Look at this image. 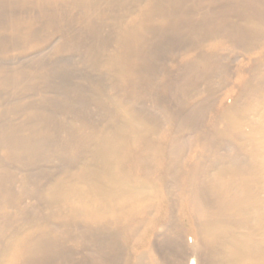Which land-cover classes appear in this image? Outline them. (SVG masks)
I'll use <instances>...</instances> for the list:
<instances>
[{"label":"bare ground","instance_id":"obj_1","mask_svg":"<svg viewBox=\"0 0 264 264\" xmlns=\"http://www.w3.org/2000/svg\"><path fill=\"white\" fill-rule=\"evenodd\" d=\"M196 1L0 0V61H17L18 59L38 54L51 46V42L55 41L61 30L64 31L60 25L56 28H53L52 25L51 31L53 30V34L47 40L36 39L34 38V27L31 24L32 19L29 20V23L27 21L24 22L18 18L10 17L4 11V8L10 4H20V6L25 7L35 4V6L38 5L39 8L43 9L44 12H49L50 10L56 14L66 12L64 14L69 17V21L78 13V20L81 25L89 28L90 32H96L97 35L100 34L104 37L101 38L100 45L87 55V64L90 70L99 74V77L101 76L94 84L92 83L94 86L92 87L96 96L94 99L95 103L104 111L103 116L105 117H103V123L99 126H88L85 124L86 122H78L74 123L72 128V123L70 127L73 130L72 135L75 137L73 141L74 147L65 152L67 156L76 160V164L74 162L76 166L70 169L67 167L68 169L66 168L67 170L64 174L58 175L53 181L45 183L47 185H43L42 189L35 190L37 214L32 219L19 224L15 223L16 217L12 215V220L8 218L9 221H5L6 226L10 227L11 224L13 226L1 242L0 264H22L25 258L30 255L31 257L34 256L32 253L34 250L36 251L37 245H39V241L42 238L52 239V223L54 225L58 224L65 233L76 236L78 240L80 239V242L84 241V239H97L98 235L119 237L120 245L123 248V251H121L123 252L121 254L124 259L123 264H164L160 260L159 251L153 244L154 241L148 238V235L152 234L153 230L156 228L161 229V227L165 228L169 224L167 223L168 221L164 222L166 215L170 213L164 207L168 202L165 190L169 189V187L166 186L167 188L164 189L163 182L159 179L161 176L164 177V175H175L178 173V169L176 170L175 168L187 165L183 161L182 164L179 163L181 147L184 145H180L179 138L172 133L171 128L160 129L159 125L156 126L148 119V116L142 115L140 111L144 107L140 110L139 105L137 108L140 111L135 108L137 103L134 107L133 102L137 95L136 89L141 77L138 75L140 71L137 74L136 69L137 66L140 68L139 65H141H137L139 50L142 45L145 46L144 44L150 38V35L156 30L160 31L163 26L176 24L178 19L175 18L176 13L182 11L181 9L183 8L188 9L189 6L191 7L190 3L192 4ZM206 2H212V0H206ZM244 2L246 3L239 4L240 6H236L237 8L235 9L236 12L244 15L241 32L245 33L246 43L244 44L245 46H240L242 47L241 54L249 58L248 62L254 61L257 63H255L256 66L252 67L253 74H249L247 77L244 75V69H239V72H237L239 78L238 86L240 88L238 98H234L230 103L224 100L225 96L220 98L221 105L215 117L214 127H212V139L215 138V140L219 141V144L223 145L222 149L230 147L234 153L227 156L221 154L219 150H217L218 153L212 152V163L210 164L212 169L206 171L202 168L204 165L202 159H209L210 155L206 154V152H201V155H192L191 161L193 163L192 165L190 164L191 169L184 168L187 174L185 182L188 191L186 194H188L189 200L187 203L190 204V211L193 217L188 228L182 224L169 226V228H172L170 230H174L177 235V245H185L186 247L184 257L179 264H264V16L261 13L264 10V4L259 0H244ZM252 10L259 16L254 15ZM194 19H197V17L192 20ZM232 27L234 26L232 25ZM202 28L204 29V27ZM180 29L182 28L180 27ZM173 32L175 33L174 30ZM213 38L215 37L213 36ZM212 44L215 48L223 45L220 40L211 42V47ZM144 50L146 52V49ZM255 52L258 53V57L252 59L251 55ZM180 58L182 57L180 56ZM184 59L188 66L187 69L204 74L205 70H208L207 64L211 57L210 53L202 56L197 55L196 52H190L186 53ZM186 74L183 76H186ZM17 76L19 75L17 74ZM17 76L15 75L16 78H13L14 76H10L7 72L0 70V87L16 84L19 80L18 78H20V76ZM143 76L145 75L143 74ZM170 77L168 80L171 79ZM145 78L143 79L144 81ZM149 79L152 80L150 77ZM228 85V83H225L223 88L227 90ZM164 87L168 86L165 85ZM173 91L175 92V89ZM157 98L160 97L158 96ZM177 101L175 102L176 104ZM188 101L190 103V100ZM161 102L165 103L162 100ZM154 105L156 106V104ZM160 109L162 111V108ZM166 116L165 118H167ZM174 116L173 118H175ZM80 120L85 121L83 118ZM14 131L12 132L14 133ZM180 131L182 132V130ZM8 138L10 139V137ZM21 139L13 140L16 143ZM1 145L3 149H6V156L9 158L13 157V149L15 148L13 143L11 145H5V143ZM203 148L204 151L210 150L207 145H204ZM57 157L59 158V156ZM199 175L203 177V188L209 192L208 204L203 203L202 197L198 192L199 187L196 176L199 177ZM179 195L181 196L182 194ZM34 196L33 198H35ZM178 198L182 199V197ZM162 219L163 221H161ZM169 221L171 220L169 219ZM122 241H125V243L122 244ZM130 241H132L131 244H129ZM112 247L106 248L112 250ZM89 254H91V251ZM32 263L34 264L33 261Z\"/></svg>","mask_w":264,"mask_h":264},{"label":"rangeland","instance_id":"obj_2","mask_svg":"<svg viewBox=\"0 0 264 264\" xmlns=\"http://www.w3.org/2000/svg\"><path fill=\"white\" fill-rule=\"evenodd\" d=\"M202 1L203 0H197L192 4L190 3L191 7L189 6L188 9L183 8L184 10L181 9L182 11H178L177 13H179L180 15L178 14V16H176L177 13L175 15V18H178L177 23L174 25L163 26L160 28V31L156 30L155 32H153L150 35V38L147 39L148 41L146 40L144 44L145 46L142 45V49L140 48L138 54L139 62L137 61V65H141H139L140 68L137 66L136 70L137 74L140 71V74L142 75L138 74L139 76H141V80L139 79L140 83H138L139 85L136 89L137 95L135 97L136 99H134L133 105L135 107V104L137 103V106L135 108L138 111H140L141 108L144 107L142 109L143 111H140L142 115H144L145 117L148 116V119H150V121L156 126L159 125L158 127L160 129L171 128L170 130L172 131V133L174 135L176 134L177 136H175L179 138L180 145H184L183 147H181L182 154L180 153L181 158L179 159V163L182 164L184 162L186 163L185 165H187L184 167L181 166L180 168H175L176 170L178 169L177 174H171L170 176L164 175V177L161 176L159 179L163 182L162 185L164 186V189L169 187V189L165 190V192L167 193L168 202L165 204L166 206H164L166 207V210L170 212L169 213L167 211L169 214L166 215L167 217L165 216L166 220L164 219V222L168 221L167 223L169 224L166 225L165 228H156L152 231V234L148 235V238L154 241L153 244L159 251L160 260L164 264H179L181 259L184 257V251L186 249L185 245H177V235L175 234L174 230L171 231L172 228H169V226H172L173 224H182L184 227L188 228L193 217L190 211V204L187 203L189 202L187 197L188 194H186L188 193L187 186L185 183L187 174L185 173L184 168L191 169V165L193 163V161H191L192 155H201V152H206V154L210 155L209 159H202L204 164L202 168L206 171L212 169V166L210 165L212 163V152L218 153L217 150H219L221 154L227 156L234 153V151L230 147L222 149L221 147H223V145L219 144V141L215 140V138L212 139V127H214L216 121L215 117L221 105L220 98L225 96L224 100H226L227 103L232 102L236 97L238 98V92L240 91V88L238 86L239 78L237 76V72H239V69H244V75L245 77H247L249 74H253L254 71L252 67L256 66L255 63H257L254 61L248 62L249 58L244 57L241 54L242 47L240 46H245L244 44L246 43L245 33L241 32V28L243 26L242 24L244 22V15L236 12L235 9L237 8L236 6H240L239 4H245L246 2H244V0H212V2H206V0L204 2ZM259 1L264 4V0ZM194 8L196 9V11ZM200 8L202 11L200 10ZM206 9L208 10L206 11ZM4 11H6V13L10 15V17H14L15 19L18 18L24 22L27 21L29 23V20L32 19L31 24L34 27V38L36 39L39 38L42 40H47L48 37L53 34V30L51 31L52 25L53 28H56L60 25L64 31L61 30V32H59L60 34L58 33L59 35H57L55 41L53 43L51 42V46L39 52L38 54L30 55L26 58L18 59L17 61H0V70L7 72L10 76H14L13 78H16L15 75L17 76V74L20 76L16 84H12L6 87H0V245L2 240L11 231L13 226V224H11L10 227L6 226L7 224L5 221L8 220V218L12 220V215L16 217V219L14 218L15 223L19 224L23 221L32 219L33 216L37 214V208L35 205L37 202V198L34 196L36 193L35 190L42 189L44 187L43 185H47L45 183L53 181L58 177V175L60 176L61 174H64L68 168L70 169L76 166V160L66 155V152L72 149L71 147H74L73 141L75 140V137L74 135H72V128L74 126V123L86 122L85 124H87L88 126H99L103 123V120L105 118L103 116L104 111L98 106L97 103H95L96 101L94 99L96 96L94 95L95 93L93 91L94 82L99 80L101 76L99 77V74L90 70L87 64V55H89L91 51H94L100 45L102 41L101 38L104 37L100 34L97 35L96 32H90L89 28L81 25V22L78 20V13L74 15L72 20H70L72 22H70L69 17L64 14L66 12H59V14L54 13V11L52 10H50L49 12H44L43 9L39 8L38 5L35 6V4H32L30 7L20 6V4H10L4 8ZM252 11L254 12V15L259 16L255 14L254 10ZM261 13L262 16H264V10H262ZM196 17L197 19L192 20ZM225 17L227 19L229 18V20H225ZM220 18L223 19L221 20ZM232 25L234 27H232ZM201 26L204 27V29ZM180 27L182 29H180ZM200 29L203 31H201ZM173 30L175 31V33L173 32ZM213 36L215 38H213ZM219 40L223 43V45H219L215 48L212 44L211 47V42L213 43L214 41ZM154 43L155 45H153ZM144 49H146V52H144ZM206 51L210 53L211 59L207 64L208 70H205L204 74H200L199 72L196 73V71H193L192 69H187L188 66L184 59L186 53L196 52L197 55L204 56L208 54ZM180 56L182 58H180ZM251 56L252 59H256L258 57V53L255 52ZM149 60L151 61L149 62ZM144 69H147L145 70L146 73ZM151 70L153 71V73ZM147 72L150 73L148 74ZM174 73H176L177 75ZM179 73L181 74L179 75ZM143 74L145 76H143ZM185 74L186 76H183ZM149 77L153 81L150 80ZM169 77L171 78L170 80H168ZM144 78L145 81L143 80ZM176 78L178 79V82ZM146 79H148L149 81ZM160 82H163V84H161ZM225 83H228V86L230 87H228L227 90L226 88H223V85ZM165 85L168 87L165 88ZM173 86L176 87L174 88ZM172 88L175 89V92ZM90 92L93 93L91 94ZM139 96L142 97V99H140ZM146 96L149 97L147 98ZM156 96H159L160 98H157ZM90 97L94 98L91 99ZM190 98L193 100V102ZM195 99L197 100L195 101ZM161 100L165 103L163 104ZM176 100H178L177 104L175 103ZM188 100H190V103ZM154 104H156V106ZM137 107H139L140 110ZM156 107L158 110L156 109ZM165 107L167 108L165 109ZM160 108H162V111ZM175 114L177 117L174 116ZM172 115L176 119L173 118ZM165 116L168 119L165 118ZM77 117L79 118L77 119ZM155 117L159 120H157ZM81 118L85 119V121L80 120ZM161 124L164 128L161 126ZM13 130H15L16 132L14 131L13 133ZM180 130H182V132ZM8 137H10V139ZM11 137L15 141L20 138L22 139L15 143ZM10 141L16 148L13 149L14 153L13 157L11 158L6 156V149H3L1 147V144L4 143L5 145H11L12 143ZM67 141H70V144ZM204 145H207L210 150L204 151ZM31 146H33L34 148H28ZM62 151L64 152V154ZM57 156H59V158ZM188 160L190 161L187 162ZM68 161L70 162L68 163ZM63 165H65L66 167ZM183 177L185 178V180ZM196 178L199 187L198 192L202 197L203 203L208 204L209 192L203 188V177L199 175V177L196 176ZM168 180L170 181L169 183ZM171 183L173 186L171 185ZM172 191H174L175 193ZM178 192L182 195L180 196ZM174 195L176 200L174 199ZM33 196L35 198H33ZM178 197H182V199H179ZM168 199L172 200L170 201ZM170 206L172 207L170 208ZM181 209L183 212L181 211ZM169 219L171 221H169ZM161 221H163V219ZM51 226L53 229V232L51 233V235L53 236L52 239L50 238L49 240L47 238H42L41 241H39V245H37L38 248L36 249V251L34 250L35 253H32V255H34L35 257H31L30 255L28 258H25L22 261V264H33L32 261L34 262V264H96V262H98L97 264H114V262L115 264L124 263L123 256L121 255L123 253L121 252L123 251V248L122 245H120L121 242L119 237L114 238L113 235H98L97 239H99L100 241L96 238H92L84 239V241L80 242V239L78 240L76 236L65 233L58 224L54 225V223H52ZM164 235L168 236L165 237ZM102 242L105 244H103ZM123 243H125V241H122V244ZM131 243L132 241L129 242V244ZM106 247H112V250H109V248ZM116 247L118 248L116 249ZM86 249L89 250V253L91 251V254H89ZM81 250L83 251L81 252ZM72 252L76 253L73 254ZM100 256L102 257V259ZM100 259L101 262L103 261L104 263H101ZM210 261L212 262V260Z\"/></svg>","mask_w":264,"mask_h":264}]
</instances>
